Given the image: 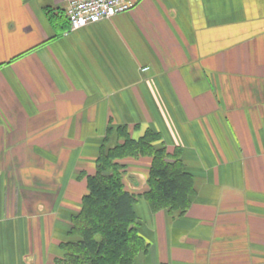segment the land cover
<instances>
[{
	"label": "crops",
	"instance_id": "1",
	"mask_svg": "<svg viewBox=\"0 0 264 264\" xmlns=\"http://www.w3.org/2000/svg\"><path fill=\"white\" fill-rule=\"evenodd\" d=\"M134 1L71 31L60 0H0V264L62 258L117 127L158 134L195 191L183 216L136 205L135 264H264V0Z\"/></svg>",
	"mask_w": 264,
	"mask_h": 264
},
{
	"label": "trees",
	"instance_id": "2",
	"mask_svg": "<svg viewBox=\"0 0 264 264\" xmlns=\"http://www.w3.org/2000/svg\"><path fill=\"white\" fill-rule=\"evenodd\" d=\"M114 134V144H109L108 135L101 144L95 174L84 176L87 193L70 218L59 245L62 258L55 264H135L149 248L139 233L136 205L144 201L152 214L167 211L183 216L194 201L192 175L178 152H166L158 134L147 130L133 139L126 127H117ZM141 158L151 163L147 191L136 197L125 189L127 167L122 162Z\"/></svg>",
	"mask_w": 264,
	"mask_h": 264
},
{
	"label": "built area",
	"instance_id": "3",
	"mask_svg": "<svg viewBox=\"0 0 264 264\" xmlns=\"http://www.w3.org/2000/svg\"><path fill=\"white\" fill-rule=\"evenodd\" d=\"M71 31L130 12L134 0H60Z\"/></svg>",
	"mask_w": 264,
	"mask_h": 264
},
{
	"label": "rangeland",
	"instance_id": "4",
	"mask_svg": "<svg viewBox=\"0 0 264 264\" xmlns=\"http://www.w3.org/2000/svg\"><path fill=\"white\" fill-rule=\"evenodd\" d=\"M139 161L141 162V160H139ZM139 161L128 159V160H125L122 162L127 167V174H131V173L136 174L135 170H137L136 166L140 163ZM137 171H139V173H141V176H144L145 180H147L148 169H144L142 171L140 169H138ZM124 184H125L126 191L133 194L136 197L140 196L141 194H143L144 192L147 191L146 183L144 184V186L139 191H137V192L133 191L131 188V185L128 183L127 176L124 178Z\"/></svg>",
	"mask_w": 264,
	"mask_h": 264
}]
</instances>
